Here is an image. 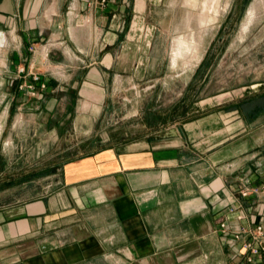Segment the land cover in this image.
I'll list each match as a JSON object with an SVG mask.
<instances>
[{"label":"crops","instance_id":"crops-1","mask_svg":"<svg viewBox=\"0 0 264 264\" xmlns=\"http://www.w3.org/2000/svg\"><path fill=\"white\" fill-rule=\"evenodd\" d=\"M125 1L0 0V39L14 41L13 62L41 72L43 91L81 96L82 87L122 76L113 52L123 42ZM21 82H11L15 94ZM52 100L37 107L51 110ZM167 128L174 133L67 159L41 191L33 184L41 171L4 178L13 174L0 167V190L36 189L0 203V264H264L263 256L247 262L232 232L220 229L224 220L239 224L231 205H241L244 221L264 224V195L239 192L264 182V82Z\"/></svg>","mask_w":264,"mask_h":264},{"label":"rangeland","instance_id":"rangeland-1","mask_svg":"<svg viewBox=\"0 0 264 264\" xmlns=\"http://www.w3.org/2000/svg\"><path fill=\"white\" fill-rule=\"evenodd\" d=\"M206 1L142 0L140 7L139 0H126L123 42L113 52L122 76L99 85L97 73L92 82L100 88L82 87L81 96H71V90L46 93V83L30 91L32 73L41 72L13 62L14 41L8 35L5 47L0 39V167L13 174L3 177L41 171L33 183L41 191L51 168L67 159L134 138L173 134L169 125L263 88L264 0H218L208 7ZM255 3L256 17L243 34ZM183 36L191 49L174 64L176 41ZM90 48L96 56L95 40ZM68 73L64 85L74 75ZM15 78L22 80L21 94L11 89ZM51 97V110L37 107ZM72 101L75 109L68 111ZM27 189L36 190L32 185L0 190V203L14 202Z\"/></svg>","mask_w":264,"mask_h":264},{"label":"built area","instance_id":"built-area-1","mask_svg":"<svg viewBox=\"0 0 264 264\" xmlns=\"http://www.w3.org/2000/svg\"><path fill=\"white\" fill-rule=\"evenodd\" d=\"M103 2L105 0H102ZM34 50L33 46L31 47ZM23 68L21 72H24ZM32 80L34 84H28L27 88L35 93L36 86H40L41 75L38 73H32ZM44 87V83L42 84ZM243 197H249L252 195H264V182L257 185L245 184L239 190ZM241 205H231L229 206L230 213H237L236 219L239 224L231 227L226 220L220 223V229L223 231H231L233 239L236 242H240L241 247L245 250L246 261L250 263H255L257 258L260 256L264 257V224L262 222H249L244 221L246 216L244 215ZM244 221V222H243Z\"/></svg>","mask_w":264,"mask_h":264},{"label":"bare ground","instance_id":"bare-ground-1","mask_svg":"<svg viewBox=\"0 0 264 264\" xmlns=\"http://www.w3.org/2000/svg\"><path fill=\"white\" fill-rule=\"evenodd\" d=\"M217 0H207L205 5L206 7L210 6L209 3H216ZM212 6V5H211ZM257 9V3L254 4L253 8L250 10L248 17L243 25V34L248 30V28H250L252 22L254 21L256 15H255V11ZM189 38L183 36L178 38V40L176 41V47H175V54L173 56V63L176 64L177 59L180 55H182L184 53L185 50H190L191 49V44L188 41ZM193 43V42H191Z\"/></svg>","mask_w":264,"mask_h":264}]
</instances>
